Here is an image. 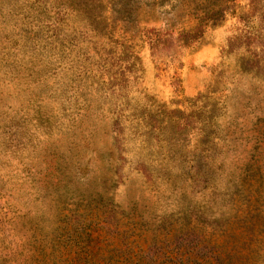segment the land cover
I'll return each instance as SVG.
<instances>
[{"label": "rangeland", "instance_id": "374dc122", "mask_svg": "<svg viewBox=\"0 0 264 264\" xmlns=\"http://www.w3.org/2000/svg\"><path fill=\"white\" fill-rule=\"evenodd\" d=\"M159 1L0 0V264L264 239V0Z\"/></svg>", "mask_w": 264, "mask_h": 264}, {"label": "trees", "instance_id": "16d2710c", "mask_svg": "<svg viewBox=\"0 0 264 264\" xmlns=\"http://www.w3.org/2000/svg\"><path fill=\"white\" fill-rule=\"evenodd\" d=\"M162 2L163 0H160L157 3L160 5ZM211 10H207L203 15L204 18L197 19L187 29L182 28L179 32L182 42L187 43V40L197 37V28L201 26L203 20L213 18L208 15ZM263 247L264 239H244L240 244L235 239H225L222 244L203 251L205 247H200V243L195 242L194 239H182L174 249L168 252L165 262L166 264H254V256L261 255ZM139 250L142 248L140 247ZM138 258L135 259V263L131 260V264H140L143 260L142 256Z\"/></svg>", "mask_w": 264, "mask_h": 264}]
</instances>
